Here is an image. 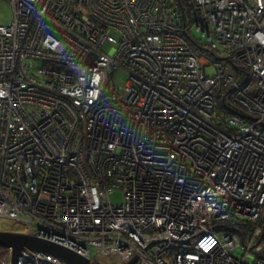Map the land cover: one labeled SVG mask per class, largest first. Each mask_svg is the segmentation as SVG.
<instances>
[{
    "label": "built area",
    "instance_id": "obj_1",
    "mask_svg": "<svg viewBox=\"0 0 264 264\" xmlns=\"http://www.w3.org/2000/svg\"><path fill=\"white\" fill-rule=\"evenodd\" d=\"M5 1L0 230L92 261L264 264V232L235 225L264 212V0Z\"/></svg>",
    "mask_w": 264,
    "mask_h": 264
},
{
    "label": "water",
    "instance_id": "obj_2",
    "mask_svg": "<svg viewBox=\"0 0 264 264\" xmlns=\"http://www.w3.org/2000/svg\"><path fill=\"white\" fill-rule=\"evenodd\" d=\"M0 246L14 249V262L18 264L19 256L25 248L54 254L58 258L72 264H95L89 257L83 256L58 243L51 242L25 233L0 230ZM136 258L127 264H135Z\"/></svg>",
    "mask_w": 264,
    "mask_h": 264
},
{
    "label": "rangeland",
    "instance_id": "obj_3",
    "mask_svg": "<svg viewBox=\"0 0 264 264\" xmlns=\"http://www.w3.org/2000/svg\"><path fill=\"white\" fill-rule=\"evenodd\" d=\"M12 19H13L12 6L10 5L8 1L0 0V25L10 23ZM196 35L198 37H202L200 33L198 32H196ZM105 48L107 50L109 47L106 45ZM207 69L209 71H214L215 68L213 66H209ZM127 78H128L127 72L125 70L120 69L116 74L115 82L119 84L121 87H123L125 83L127 82ZM217 104L218 105L216 107H219L220 105H222V102L220 100H217ZM226 105H229V104H226ZM121 199H122L121 192L116 191L112 197V200L114 202H120ZM233 223L234 222L232 221V224ZM235 225L238 227V230L240 231V233L244 231L239 235H245L247 229L249 232H251L252 230H261L263 233L264 232V212L259 214L256 218L249 219L247 222L236 219ZM14 226H15V229L17 230L23 229L20 227L22 225L19 224V222L14 223ZM97 260L99 261L100 264H124V261L116 259L115 257H102V258H97Z\"/></svg>",
    "mask_w": 264,
    "mask_h": 264
},
{
    "label": "trees",
    "instance_id": "obj_4",
    "mask_svg": "<svg viewBox=\"0 0 264 264\" xmlns=\"http://www.w3.org/2000/svg\"><path fill=\"white\" fill-rule=\"evenodd\" d=\"M93 262H94L95 264H100L98 260H97V261L95 260V261H93Z\"/></svg>",
    "mask_w": 264,
    "mask_h": 264
}]
</instances>
